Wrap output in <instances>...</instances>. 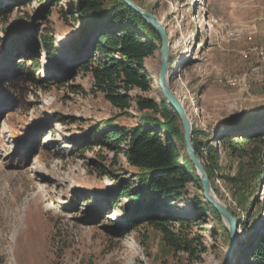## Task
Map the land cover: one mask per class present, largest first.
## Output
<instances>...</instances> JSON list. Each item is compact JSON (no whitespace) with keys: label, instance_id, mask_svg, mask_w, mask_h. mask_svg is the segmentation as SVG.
<instances>
[{"label":"rangeland","instance_id":"374dc122","mask_svg":"<svg viewBox=\"0 0 264 264\" xmlns=\"http://www.w3.org/2000/svg\"><path fill=\"white\" fill-rule=\"evenodd\" d=\"M135 1L167 35L168 87L199 140L208 139L228 119L256 113L264 118V0ZM74 7L76 0L23 3L9 19L0 21L4 39L7 30L14 34L26 27L24 21H29L28 27L39 25L36 34L50 36L58 58L51 61L41 52L38 77L52 84L64 80V87L33 88L16 110L0 105V264H222L228 240L217 228V218L195 212L197 191L192 185L186 186L187 197L164 212L194 224L187 231L206 247L198 260L182 252L173 254L160 234L144 225L126 230L132 202L109 193L119 179L130 183L136 174L123 154L95 148L69 155L74 139L90 127L113 121L115 126L131 128L141 116L135 110L121 111L103 94H94L95 75L76 68L81 57L76 51L80 27ZM42 14L48 17L40 19ZM145 67L154 90H136L132 96L159 103L163 98L159 50ZM54 116L65 122L47 133L48 127L39 121ZM72 118L76 121L70 123ZM27 134L40 137L33 150ZM262 151L264 164V146ZM246 161L232 158L220 146L221 176L234 179L242 166L252 171ZM215 182L243 243L231 264H244L241 253L264 220V181L259 188L236 195L235 182L222 178Z\"/></svg>","mask_w":264,"mask_h":264},{"label":"trees","instance_id":"16d2710c","mask_svg":"<svg viewBox=\"0 0 264 264\" xmlns=\"http://www.w3.org/2000/svg\"><path fill=\"white\" fill-rule=\"evenodd\" d=\"M35 1L40 0H0V21L9 19L19 4ZM130 1L139 6L135 0ZM74 9L80 27L76 51L81 58H78L76 68L95 75L94 94H103L121 111L135 110L141 116L139 123L131 128L115 126L113 121L90 127L74 139L69 155L90 152L95 148L123 154L127 165L135 169L136 174L130 183L119 179L109 193L115 198L123 197L132 202L126 216L131 224L126 225V230L133 231L137 226L144 225L158 232L164 247L173 254L182 252L198 260L206 247L200 238L187 231L194 224L176 220L164 209L187 197L186 186L190 184L197 191L193 199L195 212L198 216L212 215L217 218V228H222L223 236L228 240L224 222L214 207L203 200L200 180L185 154L178 116L162 97L158 103L145 96H132L136 90L144 93L154 90V82L145 63L158 52L159 37L123 0H76ZM47 17V14H42L40 19ZM23 24L27 26L20 27L14 34L7 30V39L0 36L2 108L16 110L25 103L27 94L33 88H47V85L64 87L63 79L52 84L50 80L38 77L42 70L41 52L51 61L58 58L53 40L49 35L36 34L39 25L28 27L29 21ZM145 112L151 114H143ZM262 114L223 121L224 129L213 132L206 140H199L196 131L192 130L194 152L201 160L219 200H223L215 184L219 178L236 183L239 192L234 195L259 188L264 181V164L260 159L264 146ZM75 121L70 119V123ZM39 122L48 127L47 133H52L53 126L64 124L65 120L54 116ZM27 139L31 141L30 150H33L35 140L37 145L40 144V137L27 134ZM220 146L229 150L232 158L247 160L249 169L253 170L247 171L248 168L242 166L234 179L221 176L217 168ZM111 203L113 207L116 202ZM226 210L233 217L228 207ZM242 244L239 240L237 245ZM246 248L241 253L245 256L244 264H264V220L247 240Z\"/></svg>","mask_w":264,"mask_h":264},{"label":"water","instance_id":"95a60500","mask_svg":"<svg viewBox=\"0 0 264 264\" xmlns=\"http://www.w3.org/2000/svg\"><path fill=\"white\" fill-rule=\"evenodd\" d=\"M123 2L127 4V6L130 9L136 12L159 37L160 67L158 73V85L162 92V96L164 100L166 101L168 106L174 111V113L178 116L181 122L185 154L188 160L193 164L196 170V174L200 180L203 200L206 203L210 204L212 207H214V209L220 214L223 222L226 225V230L228 232V242H227L225 257L222 264H231L238 247L237 245L239 241L238 233H237L238 224L234 220V218L228 213V211L223 206V204L220 201H218V198L213 193L210 187V181L208 179V176L206 175L203 165L201 161L196 157V154L193 149V145L191 142L192 126L185 115L183 107L176 99V97L173 95V93L170 91L168 87V81L165 82V77L167 76V71H168L167 48L169 44L167 41V35L164 29L158 24V22L151 14L141 10L130 0H123ZM246 116L248 115H241L240 117H246ZM236 119L237 117L228 120H230L231 122V121H235ZM223 126L224 124L222 122V127L218 128L216 131H222L224 129Z\"/></svg>","mask_w":264,"mask_h":264},{"label":"bare ground","instance_id":"6f19581e","mask_svg":"<svg viewBox=\"0 0 264 264\" xmlns=\"http://www.w3.org/2000/svg\"><path fill=\"white\" fill-rule=\"evenodd\" d=\"M158 22V21H157ZM158 24L160 25V22H158ZM167 55H168V48H167ZM166 81H168V79H167V76L165 77V82ZM230 84H235V81H232V80H230V82H229ZM174 95V94H173ZM175 96V95H174ZM177 99V98H176ZM178 100V99H177ZM179 101V100H178ZM179 103H180V101H179ZM181 104V103H180ZM182 106V105H181ZM188 119V118H187ZM210 187H211V185H210ZM212 189V188H211ZM213 191V190H212ZM218 201H220V200H218ZM221 202V201H220ZM222 204H223V206L225 207V204L223 203V202H221ZM226 208V207H225Z\"/></svg>","mask_w":264,"mask_h":264}]
</instances>
